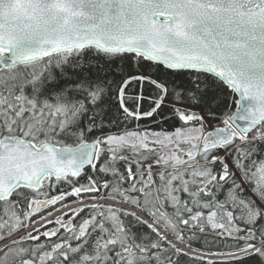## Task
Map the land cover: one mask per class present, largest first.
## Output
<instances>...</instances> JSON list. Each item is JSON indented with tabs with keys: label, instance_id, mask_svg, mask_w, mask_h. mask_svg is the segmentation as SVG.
Masks as SVG:
<instances>
[{
	"label": "snow or ice",
	"instance_id": "snow-or-ice-1",
	"mask_svg": "<svg viewBox=\"0 0 264 264\" xmlns=\"http://www.w3.org/2000/svg\"><path fill=\"white\" fill-rule=\"evenodd\" d=\"M0 264H264V0H0Z\"/></svg>",
	"mask_w": 264,
	"mask_h": 264
}]
</instances>
